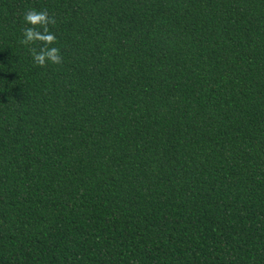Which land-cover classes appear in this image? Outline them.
Listing matches in <instances>:
<instances>
[{
  "label": "trees",
  "instance_id": "trees-1",
  "mask_svg": "<svg viewBox=\"0 0 264 264\" xmlns=\"http://www.w3.org/2000/svg\"><path fill=\"white\" fill-rule=\"evenodd\" d=\"M0 264H264V0H0Z\"/></svg>",
  "mask_w": 264,
  "mask_h": 264
},
{
  "label": "clouds",
  "instance_id": "clouds-1",
  "mask_svg": "<svg viewBox=\"0 0 264 264\" xmlns=\"http://www.w3.org/2000/svg\"><path fill=\"white\" fill-rule=\"evenodd\" d=\"M23 19L24 24L27 26L23 28L21 43L31 45L40 42L41 44L38 50L35 48L31 50L33 63L40 67L48 63H61L60 49L53 46L57 37L48 27L54 21L49 18L48 13L30 9L25 12Z\"/></svg>",
  "mask_w": 264,
  "mask_h": 264
}]
</instances>
